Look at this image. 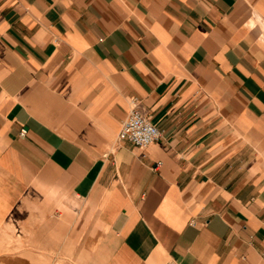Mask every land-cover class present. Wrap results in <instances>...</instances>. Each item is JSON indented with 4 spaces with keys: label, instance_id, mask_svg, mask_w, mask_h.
I'll use <instances>...</instances> for the list:
<instances>
[{
    "label": "crops",
    "instance_id": "obj_1",
    "mask_svg": "<svg viewBox=\"0 0 264 264\" xmlns=\"http://www.w3.org/2000/svg\"><path fill=\"white\" fill-rule=\"evenodd\" d=\"M0 264H264V0H0Z\"/></svg>",
    "mask_w": 264,
    "mask_h": 264
},
{
    "label": "built area",
    "instance_id": "obj_2",
    "mask_svg": "<svg viewBox=\"0 0 264 264\" xmlns=\"http://www.w3.org/2000/svg\"><path fill=\"white\" fill-rule=\"evenodd\" d=\"M161 135L159 127L153 124L140 110L137 101H133V107L128 118L122 124L118 137L141 147H147Z\"/></svg>",
    "mask_w": 264,
    "mask_h": 264
}]
</instances>
